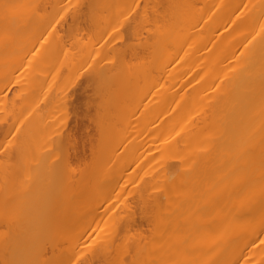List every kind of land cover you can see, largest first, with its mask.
I'll return each mask as SVG.
<instances>
[{
    "label": "bare ground",
    "instance_id": "6f19581e",
    "mask_svg": "<svg viewBox=\"0 0 264 264\" xmlns=\"http://www.w3.org/2000/svg\"><path fill=\"white\" fill-rule=\"evenodd\" d=\"M45 3L92 8L93 36ZM84 69L81 173L63 128ZM0 109V264H264V0H0Z\"/></svg>",
    "mask_w": 264,
    "mask_h": 264
},
{
    "label": "rangeland",
    "instance_id": "374dc122",
    "mask_svg": "<svg viewBox=\"0 0 264 264\" xmlns=\"http://www.w3.org/2000/svg\"><path fill=\"white\" fill-rule=\"evenodd\" d=\"M36 4L39 5V3H36ZM143 6H144V2L141 3V7ZM84 8H83L84 15L82 18H79L78 20H74L72 18V11H70L65 16L64 19H61L58 14H53V8L47 3H45V5L40 4L39 14L42 15V18L46 16L49 19L51 17L53 20H55V23H57L58 25V29L59 30L61 28L63 29L62 34L65 38L69 37L72 33H75V34L81 33V35H83V40L87 42L89 37L93 36L92 34L94 31V28H93L92 19L94 17L95 11L92 8H85V9ZM47 15L50 17H48ZM41 21L42 19H39V18L34 19L33 24L37 27V29L40 26L39 22ZM122 34H123V42H121V40L119 39V36L118 38H116L117 35L113 36L117 46H122V44L123 45L128 44L129 46H133V44H136L135 43L136 41L132 37L131 31L128 28V24L123 29ZM88 74H89L88 70L86 72V69H84L82 71V74L79 76V78H77V75H76L74 84L71 86L72 87L71 94L69 93L70 96L68 98V100L71 101V103H69L70 101H68L69 103L68 105L72 106V110L69 109L70 110L69 120H66L68 122L66 121L64 122V124H68V125H66V128L65 127L63 128L67 133H69L70 131L71 135L73 134L72 139L74 141L73 142L74 155L76 154L75 156L77 157V158L74 157V161L76 162L78 160L75 167L77 169V172L80 170L79 172L81 173L93 167L95 158L98 153L97 151L98 141L97 140L99 136L97 135V132H96L97 128L95 124L96 117L98 116V111L96 110V106H95L96 103L94 100L95 98L94 91H92V89L88 87L89 86L87 83ZM67 77L68 75L64 71L62 74V78H67ZM88 82H89V79H88ZM89 84L90 86L92 85L91 83ZM15 90H16L15 87L13 88L11 87L10 91H8V93L10 92L8 95L9 101L10 99L11 101L13 100V97L11 98V96L13 95ZM73 106L75 108L74 111H73L74 109ZM0 112L2 116L3 113L1 109H0ZM5 129H6L5 127L4 128L0 127V134L2 131L3 135L4 134L6 135L7 129L6 131H4ZM65 131L63 132L64 135L67 134V133L65 134ZM3 135L1 134L0 138L4 140V138H2ZM130 200H131L133 209L136 212L134 215V218H136L141 223H144V224L147 223L148 221H146V219L149 220V218H151L153 214L152 211L150 212V210L144 209L143 206L142 207L138 206L135 203L136 201L135 198L130 197ZM146 229L147 227H144V230Z\"/></svg>",
    "mask_w": 264,
    "mask_h": 264
}]
</instances>
